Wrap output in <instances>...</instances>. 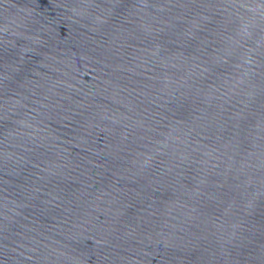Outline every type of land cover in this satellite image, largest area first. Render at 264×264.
Returning <instances> with one entry per match:
<instances>
[{"label":"water","instance_id":"obj_1","mask_svg":"<svg viewBox=\"0 0 264 264\" xmlns=\"http://www.w3.org/2000/svg\"><path fill=\"white\" fill-rule=\"evenodd\" d=\"M0 264H264V0H0Z\"/></svg>","mask_w":264,"mask_h":264}]
</instances>
